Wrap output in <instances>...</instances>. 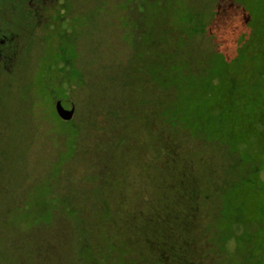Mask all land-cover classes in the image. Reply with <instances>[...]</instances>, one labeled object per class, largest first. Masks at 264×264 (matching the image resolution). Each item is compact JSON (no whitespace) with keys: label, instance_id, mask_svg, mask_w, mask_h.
Returning <instances> with one entry per match:
<instances>
[{"label":"rangeland","instance_id":"1","mask_svg":"<svg viewBox=\"0 0 264 264\" xmlns=\"http://www.w3.org/2000/svg\"><path fill=\"white\" fill-rule=\"evenodd\" d=\"M51 23L0 89V264H154L145 239L175 235L195 193L218 205L204 235L253 226L223 263L252 264L264 0H63Z\"/></svg>","mask_w":264,"mask_h":264},{"label":"trees","instance_id":"2","mask_svg":"<svg viewBox=\"0 0 264 264\" xmlns=\"http://www.w3.org/2000/svg\"><path fill=\"white\" fill-rule=\"evenodd\" d=\"M70 122L72 123V121ZM70 122H64V124L67 125ZM220 188V186L216 188L218 197L222 194V189ZM209 200H211L210 195L195 193L194 202H191V206L187 205L188 208L184 210L186 216L177 215L175 218L174 231L176 234L172 236L166 227L161 226V231L165 234L164 237H168L164 238L156 248H153L156 244L152 245V240L146 238L145 244H148L150 249H147L145 256L153 255L154 264H223L228 256L227 250L230 248L228 244L230 242L234 245L242 243V237L246 235L248 227L252 229L253 226L249 225L248 221L235 219L232 222L226 218V221H223L215 217L213 218V227L209 228V231L213 232L212 234L214 235H204L202 232L204 227L202 228V222L199 219L201 217L199 215L204 209L208 213H215L218 210L217 204H213L210 207L207 206ZM233 223L235 225L244 223V234L242 230V233L238 231L241 228L232 230ZM150 227L149 225L148 228L150 229ZM136 230L143 231L144 228L138 226ZM254 231L248 234L249 241L247 243L252 254L250 256L252 264H264V230L261 232L258 227H255ZM131 232L133 233V231ZM135 241L137 242V240Z\"/></svg>","mask_w":264,"mask_h":264},{"label":"flooded vegetation","instance_id":"3","mask_svg":"<svg viewBox=\"0 0 264 264\" xmlns=\"http://www.w3.org/2000/svg\"><path fill=\"white\" fill-rule=\"evenodd\" d=\"M62 8L63 0H0V89L23 52L43 43L40 32L59 22Z\"/></svg>","mask_w":264,"mask_h":264},{"label":"water","instance_id":"4","mask_svg":"<svg viewBox=\"0 0 264 264\" xmlns=\"http://www.w3.org/2000/svg\"><path fill=\"white\" fill-rule=\"evenodd\" d=\"M57 115L65 122H69L73 120L76 106L73 101H66V100H58L55 103Z\"/></svg>","mask_w":264,"mask_h":264}]
</instances>
